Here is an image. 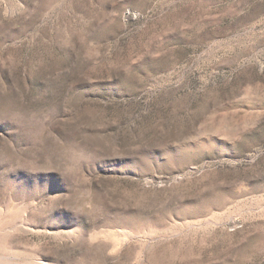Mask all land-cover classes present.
Masks as SVG:
<instances>
[{"label": "rangeland", "instance_id": "374dc122", "mask_svg": "<svg viewBox=\"0 0 264 264\" xmlns=\"http://www.w3.org/2000/svg\"><path fill=\"white\" fill-rule=\"evenodd\" d=\"M0 264H264V0H0Z\"/></svg>", "mask_w": 264, "mask_h": 264}]
</instances>
